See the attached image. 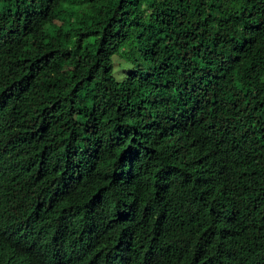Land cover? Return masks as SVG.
Wrapping results in <instances>:
<instances>
[{
  "label": "trees",
  "instance_id": "trees-1",
  "mask_svg": "<svg viewBox=\"0 0 264 264\" xmlns=\"http://www.w3.org/2000/svg\"><path fill=\"white\" fill-rule=\"evenodd\" d=\"M0 264H264V0H0Z\"/></svg>",
  "mask_w": 264,
  "mask_h": 264
},
{
  "label": "rangeland",
  "instance_id": "rangeland-1",
  "mask_svg": "<svg viewBox=\"0 0 264 264\" xmlns=\"http://www.w3.org/2000/svg\"><path fill=\"white\" fill-rule=\"evenodd\" d=\"M114 64H115L114 77L116 78L118 82H121L124 79L125 75L127 74L125 72L129 71L124 68L130 67V66L126 62H124L126 67H123L124 65L122 64V62L118 61V56L114 58Z\"/></svg>",
  "mask_w": 264,
  "mask_h": 264
}]
</instances>
